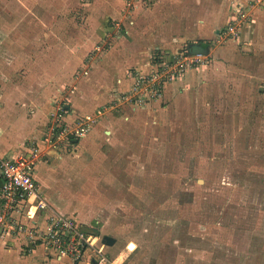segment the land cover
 Returning <instances> with one entry per match:
<instances>
[{
    "label": "rangeland",
    "instance_id": "obj_1",
    "mask_svg": "<svg viewBox=\"0 0 264 264\" xmlns=\"http://www.w3.org/2000/svg\"><path fill=\"white\" fill-rule=\"evenodd\" d=\"M144 1L0 0V114L51 120L65 97L103 110L131 64L130 20L155 7ZM179 4L164 22L183 34ZM216 7L206 62L184 86L102 114L106 125L77 147L58 144L49 163L44 195L115 236L106 251L117 264H264V0Z\"/></svg>",
    "mask_w": 264,
    "mask_h": 264
},
{
    "label": "built area",
    "instance_id": "obj_2",
    "mask_svg": "<svg viewBox=\"0 0 264 264\" xmlns=\"http://www.w3.org/2000/svg\"><path fill=\"white\" fill-rule=\"evenodd\" d=\"M206 57L202 51L191 52L185 48L171 57L161 56L149 71L133 70L129 73L133 79L130 87L115 91L109 105H104L103 110L123 104L136 108L162 99L170 83L183 77L191 67L205 63ZM71 91L75 92L76 87L73 86ZM67 102L65 97L57 106L48 126V134L43 138L46 144L58 145L81 138L91 131L97 121V114L69 121ZM30 149L29 153L16 158L0 157L3 179L0 185V238L22 239V251L26 254L32 253L37 245H44L55 251L58 260L70 258L72 263L80 264L90 250L86 264H117L108 256L102 237L85 231L76 217L53 211L47 216L46 225L41 226L34 219L36 214L28 212L29 205L37 210L51 209L40 182L35 178V168L42 157L43 148L38 142H33ZM18 211L25 215L24 219L16 216Z\"/></svg>",
    "mask_w": 264,
    "mask_h": 264
},
{
    "label": "crops",
    "instance_id": "obj_3",
    "mask_svg": "<svg viewBox=\"0 0 264 264\" xmlns=\"http://www.w3.org/2000/svg\"><path fill=\"white\" fill-rule=\"evenodd\" d=\"M146 1L148 0H145L144 2ZM149 1L156 3L154 9H152L151 11L149 10V12H147L146 14L144 12L143 14L139 15L137 19L130 20L129 23L131 25V28L130 25H128L126 32H124L125 34L123 36H132L133 33L134 35L132 36V38L137 42L132 40L126 41L125 43H127L128 47L123 46V48L126 49L122 50V53L125 52L123 54V57L127 60V62L129 61L131 64L125 65L126 68L120 69L118 71L119 74L117 75V78L121 83H119L117 87L115 86L112 88L110 92L111 99L114 97V93L115 91H118V89L127 90L130 87L133 80L129 75L130 72L135 69L145 72L151 70L155 64V61L161 58V56L171 57L179 51L187 48L188 42L186 41L189 40V38L196 37L195 39H193L194 42L198 40H204V38L208 37V35L210 34L211 27L215 26L213 22L222 20L221 18H219L221 16V13H219L221 8L218 10V7H216L215 9L217 0H200L201 3L197 5L194 4V0ZM179 3H181V5H185L183 7L181 6L183 11L181 13V16L184 17L186 19L185 22H187L186 28L183 29V34L174 33V30L164 22V18H166V11L170 13L172 10H175V7ZM189 5L192 6L191 8L194 7V9H189ZM165 8L167 10H164ZM211 12H218L219 17H216L218 16V14L210 15ZM173 16H175V14ZM171 25L176 28L177 23H175V21H172ZM139 35H141V39ZM133 64H135V66H133ZM136 64H138V66ZM196 68L197 67H195L194 69ZM194 69H190L183 77L169 84L165 91V96L167 97L168 95H170L171 87H173V85L178 84L180 86H184V82L187 81L190 71ZM69 102L70 101L67 102L69 104L67 106L70 109V113L68 116L71 120L76 117L73 113L78 109L79 111L83 112L81 116L90 115L86 114V112L89 111H85V106L82 105L79 100H76L73 104H70ZM156 102L157 100L148 103V105L136 108H133L130 104H123L117 108H109L104 112H99L101 110L99 108L97 121L94 123L91 131L84 135V137L82 138L88 136L92 132V130H96L98 127L106 125V120H101L102 114H109L111 111H117L121 114H126L128 110L132 109L137 111L138 109L146 108L147 106L156 104ZM81 108H83L84 111L80 110ZM12 110L13 109H9V112L7 114H0V157L16 158L22 154H27L31 151L30 148L33 142H38L39 146L43 148V152L42 157L38 161L35 168V178L43 187V185L45 186L47 184L46 180L51 178V175L49 173L51 169L49 163L50 161H54L56 154H58V148L56 147L57 145H49L43 141V138L46 136V134H48V126L51 123L52 119H48V117H46L45 115L37 117L38 115H36L35 113L22 112L21 114H16V111ZM97 113L94 112L91 115H96ZM106 131L110 132L108 130ZM82 138H76L72 141H67L66 143H63V145L67 147H77L78 145H80ZM60 148L63 149V147ZM2 181L3 179L0 174V185L2 184ZM45 197L48 199L51 205V209L37 210L33 205H29L27 207L28 212L36 214L34 219H36L37 222L41 224V226L46 225L47 216L50 215L53 211L65 213L64 211L60 210V208L56 204H54L51 199L49 200L47 196ZM15 214L19 218L23 217L24 219L25 217V215L21 211H18ZM71 216L76 217L81 226L88 233L97 236L99 235L101 237L106 235L100 231V228H98L96 224L94 225L92 223L90 224L88 222H84L82 219L80 220L76 215ZM109 235L116 238L111 234ZM117 242L118 241L116 238L115 243L113 245H106V248L114 247ZM23 243L24 242L22 241V239L16 237H10L9 239L0 238V264H4L7 258L8 262L11 263L12 261H14L15 264L16 262L18 264H34L35 262H44V264H74L72 263L70 258L58 260L56 258L55 251L53 249L46 248L44 245H37L32 253L26 254L22 251ZM90 254L91 251L89 250L87 252L86 258L80 264H86Z\"/></svg>",
    "mask_w": 264,
    "mask_h": 264
},
{
    "label": "trees",
    "instance_id": "obj_4",
    "mask_svg": "<svg viewBox=\"0 0 264 264\" xmlns=\"http://www.w3.org/2000/svg\"><path fill=\"white\" fill-rule=\"evenodd\" d=\"M210 42L208 41H204V40H198L192 43H189L187 45V48L189 49V51L194 52L197 50H201L203 52H208L210 50Z\"/></svg>",
    "mask_w": 264,
    "mask_h": 264
},
{
    "label": "water",
    "instance_id": "obj_5",
    "mask_svg": "<svg viewBox=\"0 0 264 264\" xmlns=\"http://www.w3.org/2000/svg\"><path fill=\"white\" fill-rule=\"evenodd\" d=\"M197 51H201V50H197ZM195 52V51H194ZM203 52V51H202ZM207 53V52H206ZM102 241L106 244V245H113L116 241V238L110 236L109 234H106L102 237ZM131 248L135 246V243L131 242L129 245ZM94 263H97L96 261H94Z\"/></svg>",
    "mask_w": 264,
    "mask_h": 264
}]
</instances>
